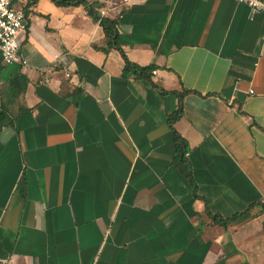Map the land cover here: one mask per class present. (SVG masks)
<instances>
[{
  "label": "crops",
  "instance_id": "1",
  "mask_svg": "<svg viewBox=\"0 0 264 264\" xmlns=\"http://www.w3.org/2000/svg\"><path fill=\"white\" fill-rule=\"evenodd\" d=\"M88 1L116 18L128 60L157 66L159 88L123 76L83 5L28 7L27 64L0 53V264H264V14ZM183 88L173 128L194 184L168 125ZM253 203L227 226L209 215Z\"/></svg>",
  "mask_w": 264,
  "mask_h": 264
},
{
  "label": "trees",
  "instance_id": "2",
  "mask_svg": "<svg viewBox=\"0 0 264 264\" xmlns=\"http://www.w3.org/2000/svg\"><path fill=\"white\" fill-rule=\"evenodd\" d=\"M54 4L58 6H69V5H83L94 21H97L99 25L102 27L104 36H105V44L106 48L114 47L116 48L122 58H123V76L127 77L131 73L136 74L138 77L142 78L146 82L150 83L156 88H159L158 85L152 80V72L157 69V66L154 64L148 66H139L125 56L122 48L118 42V33H117V20L116 18L109 17H100L97 10L95 9V4L93 2H89L88 0H51ZM37 0H26V4L23 6V10L26 15H28V7L35 4ZM104 48L106 51L107 49ZM163 92H166L163 90ZM191 92V90L183 88L182 91L177 92L178 95V107L177 109L168 115V125L173 132L174 141L176 146V164L180 170V172L192 183L194 184V180L191 174V166L185 156L186 146L184 139L175 131L173 128L174 122L181 116L182 114V98L186 93ZM174 93V91H172ZM258 203L249 204L243 211L237 212L230 217L222 218L217 214H212L209 212L212 220L221 226H227L233 222H241L251 216L252 208ZM262 211L264 213V206H262ZM264 228V221H263Z\"/></svg>",
  "mask_w": 264,
  "mask_h": 264
},
{
  "label": "built area",
  "instance_id": "3",
  "mask_svg": "<svg viewBox=\"0 0 264 264\" xmlns=\"http://www.w3.org/2000/svg\"><path fill=\"white\" fill-rule=\"evenodd\" d=\"M127 1L129 0H124V2ZM235 1L246 4L253 14H264V0ZM23 6L16 4L15 0H7L0 8V53L2 62L6 64L13 62L27 64V60L19 52L21 42L28 33L27 15L23 10ZM97 12L100 17H106V9L99 8Z\"/></svg>",
  "mask_w": 264,
  "mask_h": 264
},
{
  "label": "clouds",
  "instance_id": "4",
  "mask_svg": "<svg viewBox=\"0 0 264 264\" xmlns=\"http://www.w3.org/2000/svg\"><path fill=\"white\" fill-rule=\"evenodd\" d=\"M6 2H7V0H2V2H0V8H2L3 4L6 3Z\"/></svg>",
  "mask_w": 264,
  "mask_h": 264
}]
</instances>
